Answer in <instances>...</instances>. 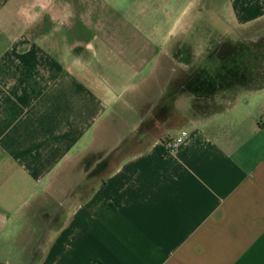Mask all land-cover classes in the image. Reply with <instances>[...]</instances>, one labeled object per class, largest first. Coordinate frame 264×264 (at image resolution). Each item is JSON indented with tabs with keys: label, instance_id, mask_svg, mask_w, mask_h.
Wrapping results in <instances>:
<instances>
[{
	"label": "crops",
	"instance_id": "1",
	"mask_svg": "<svg viewBox=\"0 0 264 264\" xmlns=\"http://www.w3.org/2000/svg\"><path fill=\"white\" fill-rule=\"evenodd\" d=\"M0 264H264V0H0Z\"/></svg>",
	"mask_w": 264,
	"mask_h": 264
},
{
	"label": "built area",
	"instance_id": "2",
	"mask_svg": "<svg viewBox=\"0 0 264 264\" xmlns=\"http://www.w3.org/2000/svg\"><path fill=\"white\" fill-rule=\"evenodd\" d=\"M187 137V132L182 131L177 137L164 144V150L169 155H174Z\"/></svg>",
	"mask_w": 264,
	"mask_h": 264
}]
</instances>
